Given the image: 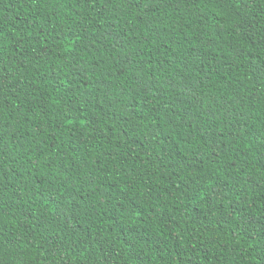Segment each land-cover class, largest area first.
Instances as JSON below:
<instances>
[{
    "label": "trees",
    "instance_id": "1",
    "mask_svg": "<svg viewBox=\"0 0 264 264\" xmlns=\"http://www.w3.org/2000/svg\"><path fill=\"white\" fill-rule=\"evenodd\" d=\"M0 264H264V0H0Z\"/></svg>",
    "mask_w": 264,
    "mask_h": 264
}]
</instances>
